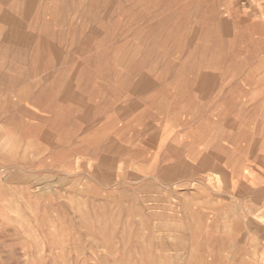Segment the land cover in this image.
<instances>
[{
  "label": "rangeland",
  "instance_id": "374dc122",
  "mask_svg": "<svg viewBox=\"0 0 264 264\" xmlns=\"http://www.w3.org/2000/svg\"><path fill=\"white\" fill-rule=\"evenodd\" d=\"M0 264H264V0H0Z\"/></svg>",
  "mask_w": 264,
  "mask_h": 264
}]
</instances>
